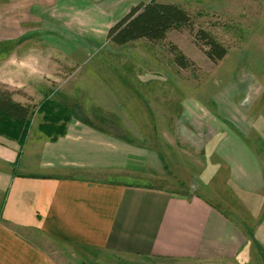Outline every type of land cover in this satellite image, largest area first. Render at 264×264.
<instances>
[{"label": "crops", "instance_id": "obj_1", "mask_svg": "<svg viewBox=\"0 0 264 264\" xmlns=\"http://www.w3.org/2000/svg\"><path fill=\"white\" fill-rule=\"evenodd\" d=\"M99 1L0 0V44L16 48L12 84H0L72 115L57 138L0 136V264H56L49 244L90 264H264V61L248 106L261 109L236 110L224 95L216 109L124 55L150 41L96 59L129 12L118 1L131 0ZM24 6L42 34L20 27ZM169 163L174 187L159 175Z\"/></svg>", "mask_w": 264, "mask_h": 264}, {"label": "rangeland", "instance_id": "obj_2", "mask_svg": "<svg viewBox=\"0 0 264 264\" xmlns=\"http://www.w3.org/2000/svg\"><path fill=\"white\" fill-rule=\"evenodd\" d=\"M30 1V0H29ZM80 1V0H79ZM109 0L99 1L95 6L106 5ZM167 2L176 3L186 9L192 16L194 32L204 30L212 34L226 49L228 54L224 60L213 63L207 58L204 52L195 44V40L188 28H179L172 30L168 34V38L164 42L160 43H141L133 48H129L128 52L124 53L126 57H130L129 61L132 62H145V71L157 72L156 75L161 74L165 78L166 88L173 86L175 81H180L182 85V95L188 96L186 89L190 88V95L195 94L199 100L217 109V102L220 101L224 95L227 98V104H232L237 107L245 108V110H254L260 107H248L252 106L255 91L254 77L259 75L260 63L256 61H264V47H260L262 42L264 44V0H131V1H118L117 7L119 15L123 12L129 11L132 7L140 4L141 2ZM30 3V2H28ZM100 4V5H99ZM28 5V4H27ZM24 6L19 22L20 27L24 30L27 29L34 33V35H40L43 32L40 29L43 25L40 21L31 20L27 18L28 9ZM125 16V15H124ZM123 16V17H124ZM2 16V19H5ZM26 18V19H25ZM23 31V38L25 37ZM27 36L29 34L27 33ZM2 42L0 44V77L7 79L12 84L14 52L16 48L12 43ZM176 45L192 62L187 69L180 68L174 61V55L170 52L169 46ZM113 43L110 41L106 43L96 54V59L106 58L111 53L122 55V50L113 49ZM112 48V49H111ZM126 49V48H124ZM18 51H23L24 48H18ZM114 51V52H113ZM116 51H119L118 53ZM126 51V50H123ZM112 54V55H113ZM111 55V56H112ZM142 58V59H141ZM264 66V64L262 65ZM153 68L156 70L153 71ZM72 71H70L71 73ZM53 86V85H49ZM45 88L40 89L43 92ZM246 90L250 92L248 97L243 99L241 94ZM50 91V90H49ZM31 93V92H30ZM44 93L31 99V104L36 107L35 114L29 123L28 134L25 139L26 143L29 141V137L37 133H40L44 137L51 138L53 133H49L47 128L50 129L49 121H56L53 117H50L47 107L43 105L49 101H52L48 95ZM28 95V94H26ZM19 99L27 100L23 95L18 96ZM241 99V101H240ZM30 100V99H28ZM261 109V108H260ZM69 112V111H68ZM64 116V114H62ZM61 115V116H62ZM72 116V115H71ZM237 121V113L234 116ZM64 117H60L57 126L64 128L67 123ZM171 133V132H169ZM168 134V133H167ZM2 136V135H0ZM5 137V136H3ZM167 137H171L168 136ZM6 138V137H5ZM8 139V138H7ZM179 167V165H178ZM169 170V171H168ZM168 173L173 174L178 178V169L176 164L169 163V167L162 171L159 175L164 180L163 184L174 187L178 183L175 180L168 179ZM164 174V176L162 175ZM135 182L140 181L137 179L142 174L135 173ZM93 177L99 179H108V175L92 174ZM144 177V176H142ZM170 178V177H169ZM97 179V178H96ZM132 180V179H131ZM145 182V178L141 179ZM180 180V179H179ZM129 181V180H128ZM247 229L249 228L246 226ZM48 248L53 252L56 260V264H90L91 262L84 260L77 255L73 249L63 247L58 244H49ZM256 252L258 249L254 246ZM260 254L263 255L262 248H259ZM107 261V259H106ZM111 264H143L141 261H130L126 258H115ZM163 264H190L188 261L178 260H164ZM104 264V262H103ZM110 264V263H109Z\"/></svg>", "mask_w": 264, "mask_h": 264}, {"label": "trees", "instance_id": "obj_3", "mask_svg": "<svg viewBox=\"0 0 264 264\" xmlns=\"http://www.w3.org/2000/svg\"><path fill=\"white\" fill-rule=\"evenodd\" d=\"M193 20L190 13L176 3L167 2H141L132 7L129 12L114 24L108 31L107 39L117 46L147 40L152 43L164 42L168 34L175 29L188 28L198 46L209 60L218 63L225 59L228 50L212 34L199 30L194 32ZM170 52L174 55L175 63L182 69H187L192 62L176 46H169ZM51 110L50 129L57 138L63 135L65 127L57 126L60 117L68 122L71 114L54 101H49L43 105ZM36 107L29 103H21L14 99V92L5 85L0 84V135L8 139L16 140L22 145L25 142L28 126L31 122ZM64 114V116L62 115ZM62 115V116H61Z\"/></svg>", "mask_w": 264, "mask_h": 264}]
</instances>
